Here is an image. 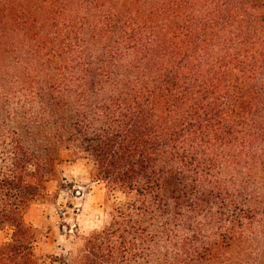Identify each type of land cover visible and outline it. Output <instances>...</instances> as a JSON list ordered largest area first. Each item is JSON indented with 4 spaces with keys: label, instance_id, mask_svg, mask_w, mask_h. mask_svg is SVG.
Wrapping results in <instances>:
<instances>
[{
    "label": "trees",
    "instance_id": "obj_1",
    "mask_svg": "<svg viewBox=\"0 0 264 264\" xmlns=\"http://www.w3.org/2000/svg\"><path fill=\"white\" fill-rule=\"evenodd\" d=\"M62 150L115 200L58 264H264V0H0V264Z\"/></svg>",
    "mask_w": 264,
    "mask_h": 264
},
{
    "label": "rangeland",
    "instance_id": "obj_2",
    "mask_svg": "<svg viewBox=\"0 0 264 264\" xmlns=\"http://www.w3.org/2000/svg\"><path fill=\"white\" fill-rule=\"evenodd\" d=\"M56 168L57 175L47 178L43 196L26 213L38 231L39 264H58L52 256L80 249L86 236L108 221L115 200L106 185L93 177L91 162L62 150ZM8 232L0 231V240Z\"/></svg>",
    "mask_w": 264,
    "mask_h": 264
}]
</instances>
